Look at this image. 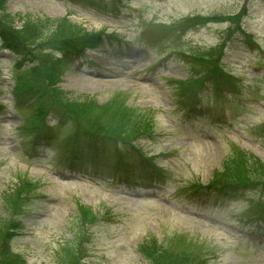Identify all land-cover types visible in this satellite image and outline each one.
I'll list each match as a JSON object with an SVG mask.
<instances>
[{
  "label": "rangeland",
  "instance_id": "obj_1",
  "mask_svg": "<svg viewBox=\"0 0 264 264\" xmlns=\"http://www.w3.org/2000/svg\"><path fill=\"white\" fill-rule=\"evenodd\" d=\"M47 1L54 4L52 10ZM124 3L120 16L69 0H8L6 9L16 19L11 27L17 32L25 19L63 17L86 31L107 28L106 40L96 51L100 58L96 60L89 50V58L76 59L63 74L59 89L71 100L99 104L102 116L96 128L110 124V113H126L134 127L140 121L152 126L155 135L141 138L139 147L146 148L147 156L167 155L155 159L162 179L148 170L143 176L153 180L141 185L135 181L139 177L135 161L123 162L126 173L116 170L118 148L101 146L95 165L83 148H70L68 153H79L73 158L80 163L74 165L66 158L64 145L70 134L64 130L55 129L49 146L33 148L29 137L19 134L25 132L16 128L27 120L29 107L24 100L21 108H14L12 88L20 58L0 48L4 106L0 108V245L4 247L0 262L10 258L27 264H152L142 245L155 246L157 241L158 246L170 248L176 264H264V226L259 222L264 224V191L258 185L264 174H252L246 164L253 157L264 164V0ZM197 16L204 23L193 22L185 32L175 33L176 28L170 34L159 26L181 25ZM211 16L217 19L208 20ZM154 23L155 28L150 26ZM229 36L227 51L220 57ZM52 43L38 46L45 50ZM211 60L225 66L226 80L220 72L206 78V68L215 64ZM83 67L105 71L102 77L114 79L115 84L99 89L80 85L74 74ZM26 77L30 82V75ZM187 79L192 84L203 80L195 93L199 104L190 117L181 109L183 86L176 84ZM29 85L41 87L38 95L46 89L40 81ZM194 97L191 94L189 100ZM110 104L114 111L106 107ZM48 120L57 121L52 114ZM230 158L238 166L232 169L240 181L236 187L242 182L248 185L240 186L244 193L238 201L220 203L192 192V185L210 183ZM28 180L34 184L24 192L28 198H38L19 204L13 212L6 193ZM81 210H89L90 218L81 220ZM7 220L13 221L12 226L5 225ZM15 221L23 228L13 227ZM81 242L78 251L84 263L74 257Z\"/></svg>",
  "mask_w": 264,
  "mask_h": 264
},
{
  "label": "trees",
  "instance_id": "obj_2",
  "mask_svg": "<svg viewBox=\"0 0 264 264\" xmlns=\"http://www.w3.org/2000/svg\"><path fill=\"white\" fill-rule=\"evenodd\" d=\"M6 1L7 0H0V17L2 21L0 24H2V27L4 28L3 32H1L3 40L7 42L10 47L19 52H25L31 57L32 61L38 60V65L32 68L34 74L31 76L30 80L46 83L47 86V91L44 94L49 98L47 96L41 98L36 110V114L40 116L41 120H32V127L37 130L43 125L44 116L49 108L47 102H52V107L58 105L64 112L65 116H69V118H72L77 122L86 123L92 128H95L98 122L97 120L102 116V113H98V110H100L99 104L90 99H84L81 102L71 100L66 95L67 92L59 91L57 87V83L60 81V77L63 74V70L66 68L67 60L71 53L82 52L86 46H90L95 40V34L86 31L82 25L75 24L68 17L60 19L43 18L40 20L25 19L22 25L23 28L20 32H17L11 27L16 19L13 15H10L7 12L5 7ZM90 2L99 4L100 0H90ZM44 42L53 43L50 47L47 46L44 50L43 47L40 48L38 46L43 45ZM33 46L37 47V51ZM47 50H50V52H47ZM54 51H61L62 58H57ZM208 54H212V52H209ZM212 62L215 63L216 61ZM215 67L216 65H213L212 68H209V71L213 70ZM24 78L25 77L22 79ZM189 84H192V82ZM111 103L114 104V102ZM113 104L106 107H110V109L114 111V109L111 108ZM123 115L117 116L115 113L113 115L110 113V124H106L107 126L105 127L99 126L97 130L105 131L110 135L131 138L144 130L148 132L152 129V126L148 127L145 125V122L142 123V121H140V123L138 122V126H131L126 118V113ZM89 118L93 120H89ZM232 160L233 159L231 158L228 159V161L226 160L223 167L224 169L214 175L213 182L214 185L216 184V187L214 188L218 192H227L234 189V187L231 186L240 182L237 179L238 175L232 171V169L238 167ZM246 164L249 169H251L252 174H258V172L264 174V164L259 159L255 157L250 158ZM260 183L264 184V181ZM31 187L32 183H25L24 185H20L14 193L7 196L10 210L15 211L19 204L26 202L21 198V194L24 191L27 192L30 190ZM83 218L89 219L90 211L87 210L84 213L82 212L81 219L83 220ZM13 225V227H17L18 221H15ZM1 232L2 231L0 230V242ZM142 247V251L147 253L145 254L149 257L152 264H176L173 259L175 255L170 252L171 250L167 245L158 246L155 242V246L147 243L143 244ZM0 248L1 250L4 249L3 244L0 245ZM3 255L4 257H8L7 253H4Z\"/></svg>",
  "mask_w": 264,
  "mask_h": 264
},
{
  "label": "bare ground",
  "instance_id": "obj_3",
  "mask_svg": "<svg viewBox=\"0 0 264 264\" xmlns=\"http://www.w3.org/2000/svg\"><path fill=\"white\" fill-rule=\"evenodd\" d=\"M47 5L49 7H53L54 4L51 1H47ZM52 10V8H51ZM54 10V9H53ZM80 72V73H79ZM74 74V78L76 79V82L79 83L82 86H88L89 88H102L108 85L115 84L114 79L102 77L105 76L103 72L101 74L99 72H96V70H89L81 68L80 71ZM118 84H125L124 82H117Z\"/></svg>",
  "mask_w": 264,
  "mask_h": 264
}]
</instances>
